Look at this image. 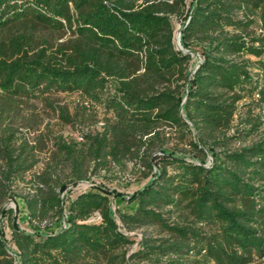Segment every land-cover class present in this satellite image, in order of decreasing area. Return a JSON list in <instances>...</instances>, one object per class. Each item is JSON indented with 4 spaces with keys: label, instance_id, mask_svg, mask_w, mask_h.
Masks as SVG:
<instances>
[{
    "label": "trees",
    "instance_id": "trees-1",
    "mask_svg": "<svg viewBox=\"0 0 264 264\" xmlns=\"http://www.w3.org/2000/svg\"><path fill=\"white\" fill-rule=\"evenodd\" d=\"M0 264H264V0H0Z\"/></svg>",
    "mask_w": 264,
    "mask_h": 264
},
{
    "label": "rangeland",
    "instance_id": "rangeland-1",
    "mask_svg": "<svg viewBox=\"0 0 264 264\" xmlns=\"http://www.w3.org/2000/svg\"><path fill=\"white\" fill-rule=\"evenodd\" d=\"M176 26H178V23H176ZM180 48V47H178ZM182 48V47H181ZM254 70H256L254 68ZM77 99L75 95L69 96V97H60V104L67 103L69 105V110L71 111V107L73 105V102ZM34 108L36 111L40 112L42 114L44 121L49 122L54 130L59 131L62 135L66 137H73L76 138L78 141H82L81 137V129L79 126H73V125H66V124H60L57 121V118L55 115H53L48 109L43 108V106L40 103H34ZM96 119L98 121L96 122V126L100 127L102 125V114L96 116ZM83 131H86V128L84 127L82 129ZM169 144H171V141H169ZM46 154H43L45 156ZM43 166V162H40L39 167ZM132 162L128 161L126 163V168L121 169L117 166H110L109 168H101L96 172L90 173V180L88 181H78L76 183L70 184L67 187V192L71 193V195L77 194L79 192H82L89 187L92 186V184H104L107 187L114 188L120 191L125 192H131L134 189H136L142 182H137L136 180L140 177L137 175L136 172L132 169ZM8 206L14 207V203L12 201H9L7 203ZM97 216L92 218V220H97ZM22 227L25 228V224H21ZM7 238H9V229L5 228ZM135 247V245L133 246Z\"/></svg>",
    "mask_w": 264,
    "mask_h": 264
},
{
    "label": "water",
    "instance_id": "water-1",
    "mask_svg": "<svg viewBox=\"0 0 264 264\" xmlns=\"http://www.w3.org/2000/svg\"><path fill=\"white\" fill-rule=\"evenodd\" d=\"M179 34H180V31H178L177 34H176V44H177L178 47L181 48L180 40H179Z\"/></svg>",
    "mask_w": 264,
    "mask_h": 264
},
{
    "label": "built area",
    "instance_id": "built-area-1",
    "mask_svg": "<svg viewBox=\"0 0 264 264\" xmlns=\"http://www.w3.org/2000/svg\"><path fill=\"white\" fill-rule=\"evenodd\" d=\"M97 218H98V216H97Z\"/></svg>",
    "mask_w": 264,
    "mask_h": 264
}]
</instances>
